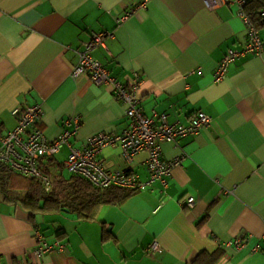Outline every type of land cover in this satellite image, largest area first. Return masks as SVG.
Here are the masks:
<instances>
[{
    "label": "crops",
    "instance_id": "0c3cea01",
    "mask_svg": "<svg viewBox=\"0 0 264 264\" xmlns=\"http://www.w3.org/2000/svg\"><path fill=\"white\" fill-rule=\"evenodd\" d=\"M241 12L238 3L210 9L205 0H0L2 133L17 126L15 108L35 104L43 110L36 125L51 139L69 132L84 147L93 134L123 132L131 119L113 88L88 72L72 75L94 32L112 34L107 49L93 50L112 76L129 86L136 74L147 77L137 92L147 115L183 124L200 110L212 117L199 134L163 143L164 159L181 160L166 187L156 180L128 188V198L101 205L94 218L0 190V264H264V50L233 62L224 79L214 76L230 49L247 44ZM68 154L64 146L49 162L54 177L74 174ZM100 157L150 181L146 150L130 160L108 145ZM36 228L65 248L37 259ZM241 237L244 248L219 245ZM154 241L161 250L152 254Z\"/></svg>",
    "mask_w": 264,
    "mask_h": 264
},
{
    "label": "built area",
    "instance_id": "2783aa9c",
    "mask_svg": "<svg viewBox=\"0 0 264 264\" xmlns=\"http://www.w3.org/2000/svg\"><path fill=\"white\" fill-rule=\"evenodd\" d=\"M210 9H218L224 4L238 3L242 9L241 14L246 17L248 24V40L242 49H230L224 59L220 62L215 78L217 81L226 77L230 65L248 54H260L264 50V41L260 34L258 25L246 16L244 7L247 0H205ZM128 15L120 18L125 20ZM109 32H94L90 42L84 50L79 52V62L73 68L72 75L78 78L88 72L92 81L99 86H111L115 95L127 105V115L130 124L120 134L100 132L93 134L86 146L80 147L70 141V133H62L58 138L51 139L45 131L36 124L43 114L40 104L19 106L14 113L19 115L17 126L8 133L0 131V161L8 164L15 171L42 182L47 191L53 187L52 177L43 171L41 161L47 157H54L61 152L64 146L69 148V154L65 160L66 168L74 173L87 178L94 185L101 188L121 186L125 188L146 189L150 182L159 180L164 186L168 185V178L172 169L180 159L168 161L163 158V143L166 141L176 142L180 137L194 136L207 128L212 117L205 111H198L188 124L170 122L165 113L147 115L139 104L138 90L146 81L147 77L136 74L131 86L123 83L112 76L106 66L93 55V50L103 45L107 49L106 40L111 37ZM120 146L128 159H132L139 152H149L147 159L151 171L150 181H142L137 174H129L125 171L113 170L106 165L100 157L105 146ZM188 205L195 203L194 197H189ZM36 245L32 253L35 257L54 250H63L65 245L59 241L49 242L44 238L40 229H35ZM247 238H238L235 242H219L220 246L236 244L238 249L247 246ZM260 245H256L253 251H257ZM155 254L161 250L158 241H154L148 249ZM21 264H38L37 260L24 261Z\"/></svg>",
    "mask_w": 264,
    "mask_h": 264
},
{
    "label": "trees",
    "instance_id": "16d2710c",
    "mask_svg": "<svg viewBox=\"0 0 264 264\" xmlns=\"http://www.w3.org/2000/svg\"><path fill=\"white\" fill-rule=\"evenodd\" d=\"M246 6L250 18L258 27L263 25L264 0H248ZM53 161V157H47L41 161L43 171L52 177L53 187L50 191H47L45 185L39 180L27 177L0 161V190L4 191L6 197L11 198V200L19 199L34 205L43 201V208L50 204L58 209L77 212L90 219L96 216L101 205L121 202L133 193L132 189L117 186L106 189L100 188L79 174L66 177L61 173L56 178L50 165H48L49 162ZM39 207L41 206L37 208Z\"/></svg>",
    "mask_w": 264,
    "mask_h": 264
}]
</instances>
